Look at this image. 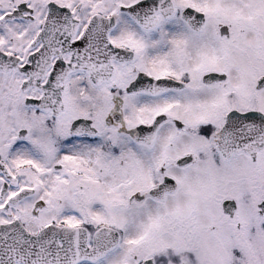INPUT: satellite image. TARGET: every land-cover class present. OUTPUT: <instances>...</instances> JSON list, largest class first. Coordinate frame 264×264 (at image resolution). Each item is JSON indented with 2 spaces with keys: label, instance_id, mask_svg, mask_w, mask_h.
I'll return each mask as SVG.
<instances>
[{
  "label": "snow or ice",
  "instance_id": "1",
  "mask_svg": "<svg viewBox=\"0 0 264 264\" xmlns=\"http://www.w3.org/2000/svg\"><path fill=\"white\" fill-rule=\"evenodd\" d=\"M0 264H264V0H0Z\"/></svg>",
  "mask_w": 264,
  "mask_h": 264
}]
</instances>
